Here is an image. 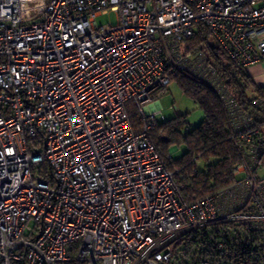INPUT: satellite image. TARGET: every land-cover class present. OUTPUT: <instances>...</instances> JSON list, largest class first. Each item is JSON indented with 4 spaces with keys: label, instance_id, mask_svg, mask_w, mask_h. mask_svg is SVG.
I'll return each mask as SVG.
<instances>
[{
    "label": "built area",
    "instance_id": "obj_1",
    "mask_svg": "<svg viewBox=\"0 0 264 264\" xmlns=\"http://www.w3.org/2000/svg\"><path fill=\"white\" fill-rule=\"evenodd\" d=\"M199 25L264 62V0H0V264H264V99L237 108L185 46ZM178 73L217 93L241 155L188 198L149 138Z\"/></svg>",
    "mask_w": 264,
    "mask_h": 264
},
{
    "label": "trees",
    "instance_id": "obj_2",
    "mask_svg": "<svg viewBox=\"0 0 264 264\" xmlns=\"http://www.w3.org/2000/svg\"><path fill=\"white\" fill-rule=\"evenodd\" d=\"M185 46L189 52L197 50L205 56L206 65L215 69L218 79L239 110L255 119L261 118L254 101L264 99V87L257 86L246 69L234 65L212 43L204 26L197 27L193 36L185 41ZM173 81L202 110L203 120L183 137L180 134L183 128L181 116L168 122H155L149 130L150 140L165 161L167 169L176 171L175 180L183 186L182 195L185 198L229 185L233 181L232 169L241 162V155L223 103L210 86L190 73H178ZM128 113L133 129L139 131L143 123L138 120L131 107L128 108ZM163 134L167 137L166 141L161 139ZM182 144L186 147V152L180 159L173 160L168 151L170 145L176 148ZM198 160L204 162L203 172L196 168Z\"/></svg>",
    "mask_w": 264,
    "mask_h": 264
},
{
    "label": "rangeland",
    "instance_id": "obj_3",
    "mask_svg": "<svg viewBox=\"0 0 264 264\" xmlns=\"http://www.w3.org/2000/svg\"><path fill=\"white\" fill-rule=\"evenodd\" d=\"M94 21L97 26L115 25L117 16L114 12H104L98 14ZM264 70V63L259 64ZM255 83V82H254ZM160 113L155 116V122H168L175 119L177 116L182 117L183 128L180 134L183 137L187 131L197 126L203 120V112L198 105L187 95H185L175 81H171L164 94L158 99ZM148 107H145L146 110ZM135 123V118H133ZM166 141L167 137L163 134ZM173 150V151H172ZM171 153L173 160L181 158L182 154L186 152V147L182 144L179 147H171L168 150ZM196 168L199 172L204 171V162L198 160Z\"/></svg>",
    "mask_w": 264,
    "mask_h": 264
},
{
    "label": "crops",
    "instance_id": "obj_4",
    "mask_svg": "<svg viewBox=\"0 0 264 264\" xmlns=\"http://www.w3.org/2000/svg\"><path fill=\"white\" fill-rule=\"evenodd\" d=\"M262 63L264 62H261L260 64ZM247 72L257 86L264 87V70L259 64L248 68Z\"/></svg>",
    "mask_w": 264,
    "mask_h": 264
}]
</instances>
